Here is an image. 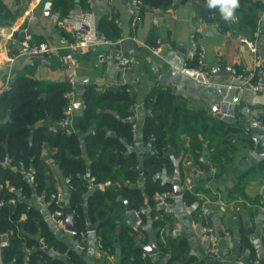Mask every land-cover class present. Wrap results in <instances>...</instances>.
I'll return each mask as SVG.
<instances>
[{"label":"crops","instance_id":"obj_1","mask_svg":"<svg viewBox=\"0 0 264 264\" xmlns=\"http://www.w3.org/2000/svg\"><path fill=\"white\" fill-rule=\"evenodd\" d=\"M75 2L78 7L79 1ZM176 2L179 4L166 11L152 7L148 9L153 12L146 9L139 12L135 9V0H82V4L95 11L98 17L113 15L120 36L115 42L75 51L76 65H73L65 59L60 48L43 55L23 53L19 37L13 34L17 30L29 29V34L23 36L25 41H46L61 46L69 36L67 31L56 25L59 14L54 10L51 0H0V93L20 73L37 81H65L71 84L74 76L81 75L87 78L85 85H93L96 91L111 85H125L134 98L133 137L126 143V152L134 154L140 168L146 153L150 151L149 143L142 137L143 120L150 113V108L144 103L147 95L153 90L165 89L179 97L188 109L205 110L208 114L211 105L222 99L217 90L218 85L227 81L226 77L215 80L211 72L216 68L220 71L231 66L235 77L245 79L257 64L253 53L240 39L242 35L238 30L236 14L232 21L221 22L214 17V22H205L206 18L213 16L203 17L197 12L195 5L200 0H174L173 3ZM261 11L258 30L253 37L260 54L264 50V7ZM154 47H158V52L152 50ZM191 52L199 56L200 64L197 59L188 58ZM121 60L126 62L121 63ZM261 64L263 66L262 59ZM186 66H197L210 73L209 82L185 73ZM260 76L264 80V66ZM71 93V106L64 127L83 138L88 130L81 131L79 118L73 114L72 108L74 101L81 100V94L74 89ZM231 97L233 100L227 107H233L234 120L222 122L225 123L224 130L229 127L233 129L234 153L216 168L212 167L210 183L202 179L203 168L183 159L180 171L177 168L179 157L172 156L175 169L179 172L177 182L182 193L175 195L172 191L168 195L169 201L166 200L167 205L157 201V205L170 214V220L163 221L167 235L173 239H185L187 252L192 257L190 264L199 261L212 264H264V196L259 192L264 175V152L256 151L264 147V135L244 130L253 126V119L264 118V91L253 92L234 86ZM210 116L220 120L213 114ZM40 123L50 130L56 124L48 118ZM52 151L53 148L44 143L42 157L48 183L55 186L56 195H60L65 206L68 201L67 178L51 157ZM250 156L261 159L260 163L241 169L244 160ZM162 179L173 182L174 175L168 177L162 173ZM143 182L144 177L139 173L129 183L130 186L142 188ZM185 190L194 193L196 200L187 201L183 197ZM87 195L88 192L84 197ZM26 202L49 214L42 194L33 192ZM146 219L144 226H149L155 233L149 214H146ZM64 221L65 216L56 224L62 231L59 238L81 254L82 264H104L95 232L87 229L80 234L66 231ZM197 225H200L198 231ZM206 225L211 228L217 243L219 253L216 257H211L210 245L203 236V227ZM218 229H221L222 237L218 236ZM233 229H239L241 234L239 251L231 249ZM79 244L83 245V249L78 248ZM51 253L64 259L65 264H72L65 259L64 253L56 250H51ZM119 255V247L116 246L113 255L106 260L107 264H118ZM150 257L157 264H167L166 256L158 257L155 253Z\"/></svg>","mask_w":264,"mask_h":264},{"label":"trees","instance_id":"obj_2","mask_svg":"<svg viewBox=\"0 0 264 264\" xmlns=\"http://www.w3.org/2000/svg\"><path fill=\"white\" fill-rule=\"evenodd\" d=\"M78 1L81 10L88 9L82 0ZM135 1L139 3V12L152 7L166 11L174 2ZM51 4L59 18L76 7L75 0H51ZM263 7V0H240L235 14L242 36L253 40L258 30V12ZM195 8L203 17L213 16L224 21L218 9L207 7V0H200ZM98 29L109 42L117 41L120 36L113 15L98 17ZM72 90L69 82L37 81L20 73L0 93V202L3 201L0 234H8L7 245L0 247V264H65L51 250L64 253L69 263L82 264L81 254L55 235L44 213L26 202L36 192L44 196L49 214L59 208L65 214V206L55 203V186L45 177L44 143L53 148L51 157L67 178L76 234L84 232L88 222L95 223L94 232L104 264L116 246L120 251L118 264H157L150 255L143 254L142 245L147 243V233L142 228L147 221L146 214L152 218L151 227L156 229L157 256H166L167 264H190L192 257L187 252L185 239L170 238L164 228L163 221H169L170 214L157 205L156 196L171 193L173 182L163 180L162 173L168 177L174 175L176 166L172 156L179 157L180 171L183 159L199 168H204L206 159L211 168H216L235 151L233 129L224 130L225 123L214 120L205 110L188 109L179 97L165 89L153 90L144 101L150 113L144 117L142 127V137L149 143L150 151L140 166L142 172H138L134 154L126 152L134 124V98L126 86L111 85L101 91H96L93 85L85 86L79 127L88 133L83 138L63 124L71 106L68 93ZM47 118L58 126L55 124L50 130L40 123ZM119 154L123 159L116 164ZM29 171L32 180L28 178ZM139 173L144 177L142 188L130 186L129 182ZM119 196L134 203L141 219L140 227H133L127 221L125 205ZM183 197L187 201L196 200L189 190L183 192ZM9 198H14L15 203H9ZM166 200L169 201L168 196ZM197 264L212 263L199 261Z\"/></svg>","mask_w":264,"mask_h":264},{"label":"built area","instance_id":"obj_3","mask_svg":"<svg viewBox=\"0 0 264 264\" xmlns=\"http://www.w3.org/2000/svg\"><path fill=\"white\" fill-rule=\"evenodd\" d=\"M135 9L139 10V3L135 1ZM56 25L59 28L64 29L68 32L69 38H65L64 43L61 46H54L49 42H28L23 40L21 42V51L27 54H48L55 48L63 49L64 57L66 60L71 62L73 65H76V61L74 58V53L77 50L97 46L102 44L110 43L99 31L98 29V15L95 11L90 9H84L78 12L73 13L70 12L63 17H60L56 21ZM240 39L246 43L250 51L253 53V56L257 62L255 68L251 73L245 78L242 79V87L253 91V92H261L264 91V80L260 76L263 71V66L261 64V54L258 50L256 42L247 39L245 36H241ZM154 52H158V47L152 48ZM189 59H197L198 64L201 63L199 56L196 55L195 52H191L189 54ZM125 60H121V63H125ZM184 70L195 73L203 77V81L209 82L210 73L200 69L197 66H186ZM72 82V79H71ZM71 93V92H70ZM69 94V93H68ZM66 120L63 122L65 124ZM251 125L264 129V118H256L253 119ZM134 126V124H133ZM29 180H32L31 172L27 173ZM13 189V188H12ZM171 193H162L156 196L159 202L167 205L166 197ZM1 201L0 203H2ZM8 202L11 204L15 203L14 198H9ZM55 203L58 205H62L60 195L57 194L55 197ZM50 217H55V224L62 221L65 214H63L61 208L57 209L53 214L49 215ZM263 233H264V224H263ZM203 236L205 240L209 243V250L211 252V257H216L219 253L217 248V243L213 238V232L211 228L206 225L203 227ZM41 246H43L41 239H39ZM8 243V234L4 232L0 234V247L7 245ZM79 249H83V245H78Z\"/></svg>","mask_w":264,"mask_h":264},{"label":"water","instance_id":"obj_4","mask_svg":"<svg viewBox=\"0 0 264 264\" xmlns=\"http://www.w3.org/2000/svg\"><path fill=\"white\" fill-rule=\"evenodd\" d=\"M75 1H78V0H75ZM177 4H179V3H177V2L173 3L172 7H175ZM79 11H80V8L76 7L73 10V13L76 14ZM146 11L153 12L152 9H146ZM261 14H262V11H259L258 16H261ZM214 21H215L214 17H208L205 19V22H214ZM29 32H30L29 29L17 30V31H14L13 34L17 35L19 37V41L22 42L24 40L23 36L25 34H29ZM161 43H162V41H161ZM106 46H108V45H106ZM32 55H39V54H32ZM40 55H43V53H40ZM261 59H262L263 66H264V50L261 54ZM216 69H214L211 72V75L215 78V80H218L221 77H226L227 81L224 84L218 85L217 90H218V93L222 99L216 101L214 103V105H211V107L208 111V114L215 115L221 121H232V120H234L233 116H232L233 115V107H227V105H228V103H230L233 100V97H231V92H233L234 86H239V87L241 86L242 87V79L240 77H235L234 71L232 70L231 66H227L225 70L217 71ZM184 72L187 73L188 75L192 76V77H195L196 79H198L200 81H203V77L200 75L189 72L187 70H184ZM245 75H247V73H245ZM86 81H87V78L85 76H81V75L74 76L72 79L73 89L77 93L82 94L84 89H85V86H86L85 85ZM40 96L43 97L44 93H40ZM68 96H69V98H72V93H69ZM72 108H73V114L80 119L82 112H83L82 101L81 100L74 101L72 103ZM244 130L246 132L253 131L254 133H257L259 135H264V129H261V128H258L255 126L246 127V128H244ZM122 142H124V141H122ZM256 151L258 153H263L264 147H261V149H258ZM168 152H170V150H168ZM122 159H123V156L121 154H119L118 159L116 161V164H119V162ZM260 161H261V159L258 160L256 158L250 156L244 160V162L242 163L240 168L246 169L250 165L259 164ZM203 169H204V173L201 175L202 179L204 181L210 183L212 180L213 170H212L210 164L208 163V161L206 159L204 161V168ZM138 172H142V169L138 168ZM45 177L47 178V174H45ZM178 178H179V172H178V169H175L174 181H173V191H174L175 195H180L182 193L180 186H179V183L177 182ZM94 188H97V186H94ZM259 192L261 195L264 196V175H263V181L261 184V189ZM118 198L121 199L125 205V210L127 212L128 222L130 224H132V226H134V227H140L141 226V219H140V217H139V215L135 209L134 203L130 202L127 199H122L121 196H119ZM65 206H66V210H65L66 214H65V221H64V230L69 231V232H76L77 226H76V221H75V217H74L71 205L67 201L65 203ZM44 217H45L47 223L49 224V226L54 230L55 235L60 236L62 234V231L56 227V224H55L56 218L55 217L52 218L49 216V214H46V213L44 214ZM199 227H200V225L196 226V231H198ZM95 228H96L95 224L89 223V222L87 223V230L94 231ZM142 228L147 233V243L142 245L143 253L145 255H154L155 253H157V247H156V243H155V233L151 230V228L149 226H143ZM217 233H218V236H220V237L223 236L221 229H218ZM232 237H233V239H232L231 249L234 251H239L241 249V243H240L241 234H240L239 229H233ZM114 241L115 242L118 241L117 235L114 236Z\"/></svg>","mask_w":264,"mask_h":264},{"label":"clouds","instance_id":"obj_5","mask_svg":"<svg viewBox=\"0 0 264 264\" xmlns=\"http://www.w3.org/2000/svg\"><path fill=\"white\" fill-rule=\"evenodd\" d=\"M207 7L218 9L225 21H232L236 10L240 7V0H207Z\"/></svg>","mask_w":264,"mask_h":264},{"label":"rangeland","instance_id":"obj_6","mask_svg":"<svg viewBox=\"0 0 264 264\" xmlns=\"http://www.w3.org/2000/svg\"><path fill=\"white\" fill-rule=\"evenodd\" d=\"M33 42H36V41H33Z\"/></svg>","mask_w":264,"mask_h":264}]
</instances>
